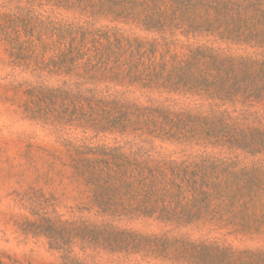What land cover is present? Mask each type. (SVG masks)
I'll return each instance as SVG.
<instances>
[{"label": "rangeland", "instance_id": "obj_1", "mask_svg": "<svg viewBox=\"0 0 264 264\" xmlns=\"http://www.w3.org/2000/svg\"><path fill=\"white\" fill-rule=\"evenodd\" d=\"M117 1L121 4L116 12H96L79 4L0 0V264H65L44 235L27 232L30 223L43 213L69 221H101L91 188L73 167L72 146L128 142L134 149L142 145L154 158L179 163L207 158L209 169L195 168L203 179L197 191L191 194L192 183L185 184L178 211L190 208L193 201L203 207L207 190L209 209L183 224L117 219L115 226L145 236L140 252L84 253L75 245L79 257L88 264H264V0ZM121 12L137 16L118 17ZM150 17L168 24L161 31H149L140 21ZM22 21L35 33L40 21H52L94 30L116 28L149 42L165 40L158 54L165 55L168 72L190 66L188 77L178 81L180 71H173L167 89L152 91L110 87L115 92L129 90L125 97L130 101L174 112L175 140L144 136L147 142L142 143L134 135L97 134L33 119L26 110L30 85L59 86L62 78L41 76L34 54L12 50L8 35L20 29L24 36ZM191 23L201 29L195 31ZM197 48L218 64L211 59L190 61L187 54Z\"/></svg>", "mask_w": 264, "mask_h": 264}, {"label": "trees", "instance_id": "obj_2", "mask_svg": "<svg viewBox=\"0 0 264 264\" xmlns=\"http://www.w3.org/2000/svg\"><path fill=\"white\" fill-rule=\"evenodd\" d=\"M45 1L61 6L66 3L84 5L96 12H116L121 4L117 0ZM117 16L129 19L137 15L121 12ZM151 17L140 21L149 31L156 28L161 31L168 24L155 22ZM22 23L24 36L20 29L8 35L12 50L25 49L34 54L41 76L62 78L59 86L30 85L26 110L33 119L56 127L76 126L97 134L175 140L173 130L177 128L178 116L174 112L163 105L130 101L125 97L129 90L115 92L110 87L152 91L167 89V76L173 78V71H180L178 81L188 77L190 73L186 69L190 66L168 72L165 55L158 54L159 44L165 40L149 42L139 36H126L116 28L94 30L82 25H54L52 21L49 24L40 21V31L35 33L36 29L28 21ZM190 26L195 31L201 29L196 23ZM49 52L53 54L48 56ZM187 55L190 61L211 59L218 64L216 58L206 55L202 48L190 50ZM146 139L141 142L146 143ZM129 144L132 146L126 148ZM136 146L134 149L132 142L126 146L73 145L70 155L73 167L91 188L95 215L101 217V221L83 218L69 221L43 213L38 214V221L30 223L32 229L27 232L44 235L50 248L62 253L65 264H88L86 258L74 252L73 246H79L84 253L87 250L110 255L140 252L145 236L115 226L117 219L145 217L183 224L199 218L201 210L209 209L207 190L203 193V207L193 201V206L178 211V200L185 184L192 183L191 194L197 191L195 186L203 179L195 168L199 165V168L209 169L207 158L199 163H179L154 158L150 150Z\"/></svg>", "mask_w": 264, "mask_h": 264}]
</instances>
